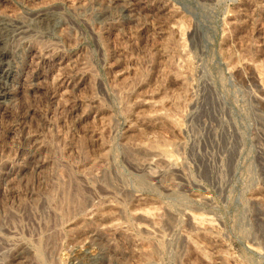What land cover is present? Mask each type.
Listing matches in <instances>:
<instances>
[{
	"label": "rangeland",
	"instance_id": "374dc122",
	"mask_svg": "<svg viewBox=\"0 0 264 264\" xmlns=\"http://www.w3.org/2000/svg\"><path fill=\"white\" fill-rule=\"evenodd\" d=\"M0 52V264H264V0H0Z\"/></svg>",
	"mask_w": 264,
	"mask_h": 264
},
{
	"label": "bare ground",
	"instance_id": "6f19581e",
	"mask_svg": "<svg viewBox=\"0 0 264 264\" xmlns=\"http://www.w3.org/2000/svg\"><path fill=\"white\" fill-rule=\"evenodd\" d=\"M4 55H5V53L4 52H0V56L3 58L4 57ZM1 61V60H0ZM3 61V60H2ZM5 80V79H4ZM3 80V81H4ZM2 80L0 81V97H3V95H5V93H6V88H5V85L3 86V84L4 83H2L3 82Z\"/></svg>",
	"mask_w": 264,
	"mask_h": 264
}]
</instances>
